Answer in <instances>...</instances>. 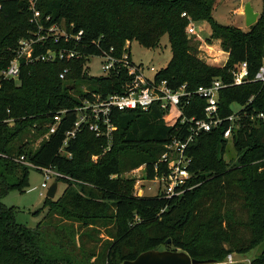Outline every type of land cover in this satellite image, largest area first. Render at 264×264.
Listing matches in <instances>:
<instances>
[{"label":"trees","instance_id":"trees-1","mask_svg":"<svg viewBox=\"0 0 264 264\" xmlns=\"http://www.w3.org/2000/svg\"><path fill=\"white\" fill-rule=\"evenodd\" d=\"M35 5L42 20L50 17L46 24L62 22L68 31L83 33L77 44L62 39L39 42L34 53L76 45L79 56L21 61L17 79L0 80V198L28 184V167L14 159L21 154L38 166H54L64 175L55 181L66 186L56 199L46 196L47 212L34 227L17 222L16 208L0 201V264H120L149 249L184 250L192 258L211 259L208 264H245L221 260L245 248L231 244L223 229L228 213L216 212L210 218L207 212L213 205L218 210V200L232 197V191L242 193L254 223L264 230V122L246 117L230 139L223 138L224 125L200 132L186 148L192 174L186 185L193 187L171 198L136 196L133 179L121 173L142 164L147 179L153 177L155 164L158 174L164 171L159 162L164 145L189 132L188 122L181 119L204 115L205 101L196 94L187 103L181 99L180 113L172 105L160 109L157 104L148 111L114 109L110 139L82 127L68 137L63 153L59 148L73 128L82 99L91 92L119 93L127 78L123 69L88 75L87 56L109 47L119 54L132 40L156 47L167 33L171 57L154 73L156 81L166 80L172 89L185 84L187 91L209 85L214 78L230 82L229 68L243 60L251 78L264 52V3L256 22L245 30L216 22L210 0H36ZM183 11L195 20H207L211 34L228 52L223 65L209 64L191 52ZM31 13L30 0H0V71L12 59L18 40L35 29ZM64 68L68 71L60 78ZM250 96L247 109L264 110V83L221 88L220 115L231 113L233 103L246 104ZM63 109L55 132L34 146L53 115ZM228 141L236 154L232 164V156H223ZM93 155L98 158L93 160ZM102 228L105 239L99 237ZM250 264H264V245Z\"/></svg>","mask_w":264,"mask_h":264},{"label":"built area","instance_id":"built-area-1","mask_svg":"<svg viewBox=\"0 0 264 264\" xmlns=\"http://www.w3.org/2000/svg\"><path fill=\"white\" fill-rule=\"evenodd\" d=\"M35 2L36 0H30L32 10L30 22L34 24L35 29L28 36L18 40L13 50L12 59L0 71V80L17 79L21 61L24 63H32L36 60L54 62L57 59H72L79 56L76 45L72 47L62 45L58 48H46L43 52L34 53V46L39 42L51 39L52 42L57 43L62 39L77 44L83 33L81 29L76 33L68 31L62 22L46 24L45 22L50 17L45 16L42 20ZM181 16L188 20V24L185 26L186 33L194 34L195 29L191 17L185 11L181 13ZM69 27L72 28V24ZM94 43L96 45V42L93 41ZM127 47L128 41H126L123 50L119 54L114 52L113 47H109L107 50H100L98 56L103 59L101 65L102 70L107 74L112 69H123L127 74V78L124 80L122 90L119 93L101 95L96 92H91L89 97L82 99L81 104L76 107L77 114L73 128L66 132V137L59 148V152H64V146L67 143L68 137L74 136L75 132L82 127H87L88 130L95 132L97 136L104 134L110 139V132L115 129L110 121V114L114 109L126 110L139 108L143 111H148L152 105L157 104L160 109H166L168 105H172L180 113L178 105L181 99L184 97L187 103L189 97L196 94L205 101L204 115L201 118L192 116L188 119H181V123L188 122L189 132L183 138L172 137L164 145L165 149L159 158V162L163 163L164 171L158 174V165L155 164L153 177L147 179L144 177L145 164L140 165L138 168L144 170L142 177L139 173L137 174L138 179H143L144 182L148 180L157 185V190L154 195H161L166 198L179 196L184 191L193 187V185H186L192 176L189 171L191 157L186 154V148L200 132L209 131L216 127H223L224 125L223 138L230 139L232 131L239 127L240 121L244 118L248 117L251 120L264 122V110L257 108L247 109V105L252 101L253 96L248 98L246 104L239 105V109L232 110L227 115H220L217 103L219 90L223 87L241 85L249 81L264 83V52L261 63L251 78H248L247 61L243 60L235 67L229 68L230 82L223 81L220 78H214L209 85H199L195 89L187 91L185 84L180 85L177 89H172L167 85L166 80L156 81L154 75L152 78L147 77L145 68L141 64H135L132 61ZM153 69V67L149 68V70ZM67 71L68 69L64 68L59 73V77L63 78ZM65 111L63 109L53 115V121L48 124L47 131L36 140L34 146H37L43 138H47L51 133L55 132L59 125L61 115ZM67 156H70V153H67ZM96 156L98 155H93L92 159L95 160ZM14 159L27 167H34L43 171L44 180L40 184L43 188H48L46 180L49 178H54L55 181L56 178L64 176L54 166H38L23 154ZM226 261H234L231 254L226 256Z\"/></svg>","mask_w":264,"mask_h":264},{"label":"rangeland","instance_id":"rangeland-1","mask_svg":"<svg viewBox=\"0 0 264 264\" xmlns=\"http://www.w3.org/2000/svg\"><path fill=\"white\" fill-rule=\"evenodd\" d=\"M246 1H249L257 12H260L264 3L263 0H210V15L218 23L236 26L245 30L249 27L245 25L242 10V6ZM188 15L191 17L195 29L194 34L186 33L191 52L209 64L215 66L223 65L225 62V53L222 52V50H225L221 46L220 39L211 34L207 20L202 18L195 20L190 14ZM186 21L188 24L187 19ZM128 49L132 61L135 64H141L145 68V74L149 78H152L157 70L163 68L169 62L171 57L170 43L167 33H164L161 36L156 47H145L139 44L136 40H132ZM102 61L103 59L98 55L87 56L84 62L87 74L91 76L105 75L106 73L101 67ZM150 67H153L154 69L149 70ZM72 88L73 85L70 89ZM231 107L232 110L240 108L236 103H233ZM223 154L226 160H228L229 156H232V160L229 161V164L234 163L236 154L233 147L230 146V141H228L227 150ZM96 158L98 157L96 156ZM139 166L132 169L127 168L121 173V175L122 177L133 179L132 192L134 195L152 196L156 193L157 185L148 180L144 182L143 179H138L137 174L139 173L142 177V174L144 173V170L138 169ZM27 179L28 184L23 191L12 189L1 197L0 201L6 206H13L16 208L15 220L17 222L23 223L29 227H34L37 223L43 220L47 212L44 205L47 188L40 186L41 182L44 180V173L41 170L34 167H28ZM53 181L54 178H49L46 180L47 185L49 186ZM65 186V182L61 180L57 181V190L53 199H56L61 194ZM231 193L233 194L232 197H222L218 200V210L215 209L214 205L210 206L209 210L211 212H207V214L210 218L213 213L216 212L221 215H225L226 213L229 214V216L226 214L227 218L224 216L226 220L222 221L223 229L227 232L231 244H234L239 248H245V251L231 252L232 259L235 261H242L245 264H250V262L262 252L264 245V230H261L254 223V220L251 217L250 207L245 203L242 193L235 191H232ZM215 221V219H212L211 223L215 224ZM103 230L104 228L101 229L102 232L99 234V237L105 239L106 236ZM254 239L257 240L255 241ZM224 246H228V244L224 243ZM221 260L226 261V256L222 257Z\"/></svg>","mask_w":264,"mask_h":264},{"label":"water","instance_id":"water-1","mask_svg":"<svg viewBox=\"0 0 264 264\" xmlns=\"http://www.w3.org/2000/svg\"><path fill=\"white\" fill-rule=\"evenodd\" d=\"M245 25L250 26L256 22L259 12L255 11L249 1L242 6ZM55 61V60H54ZM72 87L70 85L69 89ZM57 190V182L53 181L47 188L46 196L54 198ZM170 239H166L168 244ZM211 259L192 258L186 251L179 249H149L138 254L134 259L124 260L120 264H208Z\"/></svg>","mask_w":264,"mask_h":264},{"label":"crops","instance_id":"crops-1","mask_svg":"<svg viewBox=\"0 0 264 264\" xmlns=\"http://www.w3.org/2000/svg\"><path fill=\"white\" fill-rule=\"evenodd\" d=\"M222 52H224V53H225V60H226V58H227V56H228V53H227V52H225V51H223V50H222Z\"/></svg>","mask_w":264,"mask_h":264}]
</instances>
